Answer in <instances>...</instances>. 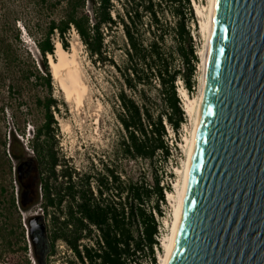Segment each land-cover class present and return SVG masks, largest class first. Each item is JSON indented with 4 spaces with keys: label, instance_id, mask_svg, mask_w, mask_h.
Returning a JSON list of instances; mask_svg holds the SVG:
<instances>
[{
    "label": "trees",
    "instance_id": "trees-1",
    "mask_svg": "<svg viewBox=\"0 0 264 264\" xmlns=\"http://www.w3.org/2000/svg\"><path fill=\"white\" fill-rule=\"evenodd\" d=\"M115 1L123 3L122 9L116 7ZM86 2L92 3V10L85 11ZM163 3L174 21L162 22ZM67 6L65 17L60 21L52 19L34 37L38 56L28 51V65L19 63L21 74L35 82L34 85L48 89L49 95L37 99L45 114L32 143L35 156L23 157L26 151L15 135L9 142L8 153L11 159L17 160L15 173L19 184L17 199L12 194V206L27 210L41 200L45 219L47 215L51 217V223L45 222L44 228L29 234L37 264H50L58 251V240L65 241L73 251L69 264H139L143 253L155 257L157 221L152 209L160 215L163 213L161 201H165V193L161 183L164 179L155 160L162 158L164 162L172 155L164 121L177 139L186 121L176 82L180 77L191 93L196 83L194 76L200 57L190 27V22L195 21L192 0H67ZM146 18L151 19L149 27L144 25ZM71 23L91 58L110 62L117 69L119 91L115 104L116 118L121 125L119 151L129 159L146 160L151 166V178L125 173L122 179L118 167L103 160L102 169L93 165L92 171L83 172L70 165L60 153L56 139L58 120L52 106L60 109L52 96L53 76L48 55H56V32L64 48H68L66 33ZM119 25L124 35L125 57L121 61L110 56L105 43L106 34H113ZM168 39L172 43L165 47ZM14 58L12 44L0 40V62L4 63L5 72L16 67ZM178 58L181 66L175 64ZM146 88L155 89L157 97L153 99ZM34 170L38 177L31 180L30 173ZM19 226L25 238L20 217ZM20 248L28 251L26 243Z\"/></svg>",
    "mask_w": 264,
    "mask_h": 264
},
{
    "label": "rangeland",
    "instance_id": "rangeland-1",
    "mask_svg": "<svg viewBox=\"0 0 264 264\" xmlns=\"http://www.w3.org/2000/svg\"><path fill=\"white\" fill-rule=\"evenodd\" d=\"M195 2L200 5L208 4V0H194L193 8ZM115 5L119 9L123 7V3L119 1H115ZM163 7L165 10L164 15H161L162 22L174 21L166 3H163ZM84 9L85 11L92 10V3L86 2ZM195 9L196 7L194 13ZM67 11V0L61 2L58 0H0V40L5 39L12 44L15 54L14 62L16 63L13 65L16 67H13L12 71L8 73L4 71V63L0 62V264H26L28 259L30 260L28 264H37L31 247L29 218L33 214L41 215L44 206L41 200L27 210L15 209L12 206V194L14 193L17 199L19 184L15 173L17 160L11 159L8 148L9 142L14 139L15 135L26 151V155L23 157L35 156L32 143L37 128L44 123L45 114L44 107L38 104L37 99H44L49 95V92L42 85H34L35 82L32 83L26 79L21 74L19 65H28L30 60L28 51L32 50L38 56L34 37L44 31L52 19L60 21L65 17ZM151 24V19L146 18L144 25L149 27ZM190 27L196 37L194 40L197 44V52H200L205 42V36L201 30V18L196 14L195 21L190 22ZM123 39L121 25L114 29L113 34L107 33L105 36L110 56L118 61L125 57L122 46ZM54 40L55 42L59 41L58 32H56ZM66 40L68 42L67 50L76 54L79 71L87 83L88 90L83 105L78 107L74 100L67 101L65 99L60 90L59 81L53 79L52 96L57 99V106L60 109L56 110L52 106L58 120L56 139L60 153L65 155L70 165L83 172L92 171L93 165L102 169L103 160L114 163L118 167L117 171L122 179L125 173L133 177L144 174L151 178V166L146 160L135 161L123 156L119 151L118 128L121 125L116 118L117 104H115L116 94L119 91L117 69L110 62L104 63L91 58L81 36L79 38L71 27L66 33ZM171 43V40L168 39L165 47ZM198 55L202 61L201 55ZM175 64L181 66V60L176 59ZM201 74L199 62L194 76L196 83L193 92L188 91L192 98L199 95ZM184 88H186L185 85ZM146 91L153 99L157 97L155 89L146 88ZM185 103L186 101L183 99L184 107ZM67 122L72 125L71 133L64 130V124ZM191 128V117L187 114L186 121L180 129V139L176 138L173 130L168 135V143L172 152L170 158L164 162L162 158L155 160L156 167L158 166V171L162 174L165 182L170 183L180 177L176 169L181 167L182 160L186 157L180 147L185 142L186 136L190 134ZM4 141H7L6 146ZM16 149L20 150L19 143L16 144ZM11 163L12 168L10 167ZM35 176L38 177L37 170L31 171V180ZM161 207L167 214L171 210L168 203H161ZM49 210L53 211L52 208ZM19 217L22 220L25 238L22 237ZM45 222L51 223L50 215L46 216ZM25 243L28 245L27 252L20 248ZM57 249V253L50 259V264H69V260L73 259L74 255L65 241L58 240ZM140 259L142 263L139 264H151L148 252L143 253Z\"/></svg>",
    "mask_w": 264,
    "mask_h": 264
},
{
    "label": "water",
    "instance_id": "water-1",
    "mask_svg": "<svg viewBox=\"0 0 264 264\" xmlns=\"http://www.w3.org/2000/svg\"><path fill=\"white\" fill-rule=\"evenodd\" d=\"M40 214L30 233L44 228ZM170 264H264V0H218L210 76Z\"/></svg>",
    "mask_w": 264,
    "mask_h": 264
},
{
    "label": "bare ground",
    "instance_id": "bare-ground-1",
    "mask_svg": "<svg viewBox=\"0 0 264 264\" xmlns=\"http://www.w3.org/2000/svg\"><path fill=\"white\" fill-rule=\"evenodd\" d=\"M218 0H208V4L200 5L195 2V14L201 18V30L205 36V42L200 52L202 61L200 67V92L192 98L186 88H180V95L186 101L185 107L188 116L191 117L192 128L182 144L186 152V158L182 161V167L176 169L180 176L175 182V191L168 192V198L174 206V220L171 233L164 240V254L160 255L161 264H170L177 242L185 202L188 193L191 164L201 129L202 117L207 98L210 62L213 43V32L216 19ZM194 7V8H195ZM49 65L53 79L59 81L60 90L67 101H75L77 106L83 105L88 86L79 71V62L75 52L65 49L60 41L56 42V55L49 54ZM183 105V104H182ZM185 110V111H186ZM187 115V114H186ZM72 125L64 124V130L71 133Z\"/></svg>",
    "mask_w": 264,
    "mask_h": 264
},
{
    "label": "built area",
    "instance_id": "built-area-1",
    "mask_svg": "<svg viewBox=\"0 0 264 264\" xmlns=\"http://www.w3.org/2000/svg\"><path fill=\"white\" fill-rule=\"evenodd\" d=\"M193 3H194V0H192V4ZM71 29L80 38L79 32L73 23H71ZM192 35L196 39L194 32H192ZM176 84L178 86V91L180 93V88H184L183 80L179 77ZM187 91H188V89H187ZM180 97H181V100L183 102L184 98L181 95H180ZM182 107L184 110H186L183 105H182ZM185 112H186V114H188L187 111H185ZM164 123L166 125L168 133L170 134L171 130H173V129L167 123V121H164ZM184 141H185V139H184ZM180 148H181L182 152L184 153V155L186 156V152H185L184 148L182 146ZM181 167H182V165H181ZM175 182L176 181H172L169 183V182L162 181V183H161L164 186V193H165V201H161V203H168L170 205V208H171L170 212L167 214L165 212V210H163L162 215H160L155 208L152 209V211L156 217V221H157V231L155 233L156 243L154 244V256H155L154 259L149 254L150 258H151V264H161L160 255L164 254L163 243H164L165 238L171 233V229L173 226V220H174V206L171 204V202L168 198V192H173L176 190L175 189ZM167 186H170V187L168 188Z\"/></svg>",
    "mask_w": 264,
    "mask_h": 264
},
{
    "label": "flooded vegetation",
    "instance_id": "flooded-vegetation-1",
    "mask_svg": "<svg viewBox=\"0 0 264 264\" xmlns=\"http://www.w3.org/2000/svg\"><path fill=\"white\" fill-rule=\"evenodd\" d=\"M41 216H43L41 219L40 223H44L45 224V211H43V213L41 214Z\"/></svg>",
    "mask_w": 264,
    "mask_h": 264
}]
</instances>
